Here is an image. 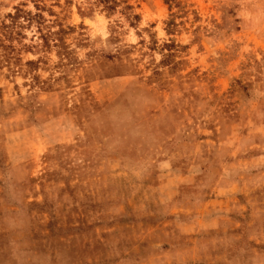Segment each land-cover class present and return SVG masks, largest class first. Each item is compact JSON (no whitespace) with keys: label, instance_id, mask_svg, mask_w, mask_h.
I'll return each mask as SVG.
<instances>
[{"label":"rangeland","instance_id":"374dc122","mask_svg":"<svg viewBox=\"0 0 264 264\" xmlns=\"http://www.w3.org/2000/svg\"><path fill=\"white\" fill-rule=\"evenodd\" d=\"M107 1L0 0V264H264V0Z\"/></svg>","mask_w":264,"mask_h":264},{"label":"trees","instance_id":"16d2710c","mask_svg":"<svg viewBox=\"0 0 264 264\" xmlns=\"http://www.w3.org/2000/svg\"><path fill=\"white\" fill-rule=\"evenodd\" d=\"M105 3H108V1L107 0H103ZM106 7V9L107 10H111L112 8L111 7H109V6H105ZM126 9H130V8H126ZM21 14H23L24 15V17H22V19H27V21H31V18H32V16H31V14L30 13H28V14H26V13H23L22 11H20V10H17V12H16V14H14V15H8V18L10 19V21H11V25H6L4 22H0V41H1V38H6V35H10V34H13L14 33V31H13V27H12V29L10 30V28H11V26L12 25H15V23L18 21L19 22V18H20V15ZM134 18L136 19L137 18V16H134ZM51 34V33H50ZM10 41V40H9ZM55 46H57V45H55ZM10 49L12 48V46H10L9 47ZM14 50V49H13Z\"/></svg>","mask_w":264,"mask_h":264},{"label":"crops","instance_id":"0c3cea01","mask_svg":"<svg viewBox=\"0 0 264 264\" xmlns=\"http://www.w3.org/2000/svg\"><path fill=\"white\" fill-rule=\"evenodd\" d=\"M204 224H207L206 222H204Z\"/></svg>","mask_w":264,"mask_h":264}]
</instances>
